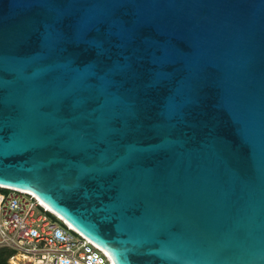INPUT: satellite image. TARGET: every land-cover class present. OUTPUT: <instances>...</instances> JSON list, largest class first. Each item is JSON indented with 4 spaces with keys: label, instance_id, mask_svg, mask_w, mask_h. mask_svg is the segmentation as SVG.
Instances as JSON below:
<instances>
[{
    "label": "water",
    "instance_id": "water-1",
    "mask_svg": "<svg viewBox=\"0 0 264 264\" xmlns=\"http://www.w3.org/2000/svg\"><path fill=\"white\" fill-rule=\"evenodd\" d=\"M0 185L115 264H264V0H0Z\"/></svg>",
    "mask_w": 264,
    "mask_h": 264
},
{
    "label": "built area",
    "instance_id": "built-area-1",
    "mask_svg": "<svg viewBox=\"0 0 264 264\" xmlns=\"http://www.w3.org/2000/svg\"><path fill=\"white\" fill-rule=\"evenodd\" d=\"M33 194L0 185V249L8 264H112L107 253Z\"/></svg>",
    "mask_w": 264,
    "mask_h": 264
},
{
    "label": "trees",
    "instance_id": "trees-1",
    "mask_svg": "<svg viewBox=\"0 0 264 264\" xmlns=\"http://www.w3.org/2000/svg\"><path fill=\"white\" fill-rule=\"evenodd\" d=\"M9 253L8 250L2 248L0 249V264H8L7 263V254Z\"/></svg>",
    "mask_w": 264,
    "mask_h": 264
},
{
    "label": "bare ground",
    "instance_id": "bare-ground-1",
    "mask_svg": "<svg viewBox=\"0 0 264 264\" xmlns=\"http://www.w3.org/2000/svg\"><path fill=\"white\" fill-rule=\"evenodd\" d=\"M26 192H29V191H26ZM31 193V192H29ZM43 206H45L47 209L51 210L52 212H54L55 214H57L60 218L64 219L61 215H59L57 212H55L53 209H51L48 205H46L43 201H39ZM66 223H68L66 220H65ZM69 224V223H68ZM70 225V224H69ZM70 227L74 228L72 225H70ZM112 264H115L113 261H112Z\"/></svg>",
    "mask_w": 264,
    "mask_h": 264
}]
</instances>
